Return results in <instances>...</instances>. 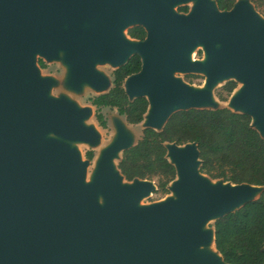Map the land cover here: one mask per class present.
<instances>
[{
    "label": "water",
    "instance_id": "1",
    "mask_svg": "<svg viewBox=\"0 0 264 264\" xmlns=\"http://www.w3.org/2000/svg\"><path fill=\"white\" fill-rule=\"evenodd\" d=\"M191 1L189 14L175 12ZM134 27L145 41L125 34ZM200 46L204 64L190 59ZM135 55L142 68L124 89L130 101L149 102L144 130L162 132L178 112L228 109L249 116L264 140V20L249 0L230 12L213 0H0V264H228L213 225L264 187L213 180L201 173L197 143H166L172 196L142 206L156 183L127 181L118 167L137 133L115 120L112 143L101 147L85 124L92 109L51 97L37 61L63 56L73 90L102 92L109 80L95 65L119 69ZM177 72L203 74L206 84L195 88ZM224 80L241 84L226 108L214 96ZM77 145L102 150L89 182Z\"/></svg>",
    "mask_w": 264,
    "mask_h": 264
},
{
    "label": "trees",
    "instance_id": "2",
    "mask_svg": "<svg viewBox=\"0 0 264 264\" xmlns=\"http://www.w3.org/2000/svg\"><path fill=\"white\" fill-rule=\"evenodd\" d=\"M215 1L221 11H227L237 0ZM252 2L264 10V0ZM128 34L137 40L146 36L142 27H135ZM40 65L45 66L43 61ZM141 66L140 57H132L127 65L115 71L114 87L93 98L92 105L97 109H116L130 125H140L148 112L149 102L146 98L130 101L123 84L127 77L138 73ZM236 88V83L230 82L223 92L229 96ZM97 120L106 127L100 113H97ZM251 122L249 116L228 109L178 112L162 132L144 130L138 144L123 154L119 170L127 181H156L157 192L168 193L167 187L175 180L176 170L166 159L164 144L197 143L203 162L201 173L213 180L264 187V140L251 128ZM88 157L92 160L93 154L89 153ZM213 227L216 248L226 263L264 264V193L258 201L220 219Z\"/></svg>",
    "mask_w": 264,
    "mask_h": 264
},
{
    "label": "rangeland",
    "instance_id": "3",
    "mask_svg": "<svg viewBox=\"0 0 264 264\" xmlns=\"http://www.w3.org/2000/svg\"><path fill=\"white\" fill-rule=\"evenodd\" d=\"M194 6L193 1L188 2L186 4H181L177 5L175 7V12H179V10L183 7H188L189 10L191 11ZM262 8V7H261ZM261 12L263 9H259ZM189 11V12H190ZM264 19V17L262 16ZM125 34L128 36V30H125ZM201 48V47H199ZM194 49L190 55V59L195 61L196 58L198 59H203L202 63H206L207 57L205 55L204 50H198ZM197 50V51H196ZM61 56V60L59 61H53V62H47L45 59H42L41 57H38V68L41 70V76L43 78H48L53 81L52 88L50 90V96L53 98H61L65 97L74 104H76L79 108H86L89 107L93 111L92 117H89L85 120L86 125H93L95 127L96 131L101 135V147H108L115 135H116V129L114 125L115 120H119L120 122L123 121L125 122V126L131 130L136 132L137 136V141L139 142L142 137H143V131L144 128L140 125H130L125 117H122L118 114V111L116 109H111V108H101L97 109L92 105V99L95 97H98L102 94L108 93L113 87V81H114V71L117 69L114 67L112 64L108 62H98L95 65V69L97 72L100 74L104 75L108 80H109V88L105 91L98 92L95 91L93 88H91L89 85L84 84L81 88L80 91H75L70 87V75H69V68L68 66L63 62ZM40 61H43L45 64V68H41L40 66ZM175 77L178 79H181L182 81L186 82L187 84H190L194 86L195 88H203V86L206 84V77L203 75H190L187 73H175ZM231 80H224L221 81L217 84L216 88L214 89V96L216 100L220 103V106L222 108H226L228 106V103L230 102L233 94L231 96H227L223 92V87ZM237 89L235 93L239 92L237 91L240 87L241 84L237 83ZM223 95V96H222ZM97 113H100L103 116V120L106 123V127L103 128L100 123L97 120ZM143 125V123H142ZM101 147H97V149H93L92 147L88 145H77V148L79 149L83 160H89L90 161V166H89V174H87V179L88 181H91V173L96 167V165L99 162V158L101 155ZM92 153L93 154V159L90 160L88 157V154ZM157 186V182L154 181ZM158 188V187H157ZM172 196V193L168 191V193H161V192H154L150 195V197L142 200L141 205L142 206H147L153 203L161 202L166 200L168 197ZM213 225V222L208 224L207 229L211 228ZM211 249H213L211 247ZM214 250V249H213Z\"/></svg>",
    "mask_w": 264,
    "mask_h": 264
},
{
    "label": "flooded vegetation",
    "instance_id": "4",
    "mask_svg": "<svg viewBox=\"0 0 264 264\" xmlns=\"http://www.w3.org/2000/svg\"><path fill=\"white\" fill-rule=\"evenodd\" d=\"M213 1L217 4V2H216L215 0H213ZM239 1H240V0H237V1L234 3L233 7H232L230 10H227V11H221V10L219 9V7H218V4H217V7H218V9H219L221 12H230V11L233 10V8L235 7V5H236ZM249 1H250L251 6L253 7L254 11H255V12H256L261 18H262V16L264 17V14H263V11H264V10H263L262 12L259 10V9H263V7H262V8L259 7V6L257 7V4L253 3L252 0H249ZM183 8H187V11H181V9H182V8H181V9L179 10L178 13H180V14H184V15H187V14H189V13L191 12V11L189 10L188 7H183ZM189 11H190V12H189ZM262 19H263V18H262ZM263 20H264V19H263ZM134 28H135V27H134ZM142 28H143V27H142ZM131 29H133V28H131ZM131 29L128 30V33H129V31H130ZM143 29H144V28H143ZM144 31H145V33H146V36H145V38H144L143 40L133 39V38H131V37L129 36V34H128V37H129L130 39H132V40H137V41H142V42H143V41H145V40L147 39V32H146L145 29H144ZM200 47H201V46H200ZM197 48H199V47H197ZM197 48H196V49H197ZM201 49L204 50L203 47L199 48L198 50H201ZM196 51H197V50H196ZM204 52H205V51H204ZM135 56H136V55H135ZM133 57H134V56H133ZM204 57H205V55H204ZM131 59H132V58H131ZM131 59H130V60H131ZM203 59H204V58H203ZM203 59H198V58H196V61H202ZM130 60H129V61H130ZM128 63H129V62H128ZM128 63H127V64H128ZM127 64H126V65H127ZM44 65H45V64H44ZM40 66H41V65H40ZM124 66H125V65H124ZM124 66H122V67H124ZM122 67H121V68H122ZM41 68H42V67H41ZM44 68H45V66H44ZM121 68H119V69H121ZM141 68H142V66H141ZM119 69H116L115 71H117V70H119ZM115 71H114V73H115ZM140 71H141V70H140ZM140 71H139V72H140ZM139 72H138V73H139ZM138 73H136V74H138ZM136 74H133V75H136ZM133 75H131V76H133ZM190 75L196 76V75H203V74L193 73V74H190ZM131 76H129V77H131ZM203 76H205V75H203ZM129 77H127V78L125 79L124 84H125V82L127 81V79H128ZM205 77H206V76H205ZM206 79H207V78H206ZM205 82H206V81H205ZM230 82H234V83H236V85H238V84H237L238 82H236L235 80H231V81H229L228 83H230ZM228 83H227V84H228ZM124 84H123V88H124ZM227 84H226V85H227ZM113 85H114V81H113ZM226 85H225V86H226ZM225 86H224V87H225ZM224 87H223V88H224ZM236 89H237V88H236ZM236 89L234 90V92L236 91ZM124 90H125V89H124ZM234 92H233L232 94H234ZM105 94H106V93H105ZM224 94L227 95L225 92H224ZM232 94H231V95H232ZM102 95H103V94H102ZM126 95H127V94H126ZM231 95H229V96H231ZM118 114H119V113H118ZM122 117H124V116H122ZM126 121H127V120H126Z\"/></svg>",
    "mask_w": 264,
    "mask_h": 264
},
{
    "label": "bare ground",
    "instance_id": "5",
    "mask_svg": "<svg viewBox=\"0 0 264 264\" xmlns=\"http://www.w3.org/2000/svg\"><path fill=\"white\" fill-rule=\"evenodd\" d=\"M191 61H192V62H195L196 60H195V61L191 60ZM86 180H87V182H89L88 179H86ZM212 248L215 249L214 245H212ZM213 249H212V250H213Z\"/></svg>",
    "mask_w": 264,
    "mask_h": 264
}]
</instances>
